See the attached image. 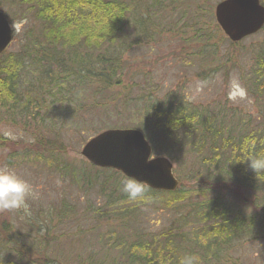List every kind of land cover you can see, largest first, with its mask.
Here are the masks:
<instances>
[{"label": "rangeland", "instance_id": "374dc122", "mask_svg": "<svg viewBox=\"0 0 264 264\" xmlns=\"http://www.w3.org/2000/svg\"><path fill=\"white\" fill-rule=\"evenodd\" d=\"M219 1L171 0L158 6L149 0L130 3L131 13L123 31L114 42L108 40L100 49L96 47L99 52L109 46L120 67V82L113 83L106 92L97 90L98 83L81 85L72 81L70 90L50 89L54 92L49 93L35 61L24 68L22 84L43 91L45 101L34 123L23 117L0 122V132L8 138L0 145V167H8L28 180L39 198L28 200L29 214L23 210L0 212L1 261L80 264L91 254L107 264L112 258L120 257L119 251L109 248L101 237L111 228L124 229L116 215L107 214L106 208V196L113 190L111 184L114 187L118 181L113 179L110 184L102 185L105 173L99 172L93 186L87 187L85 178L80 182L73 180L45 159L20 160L11 155L29 146L37 136L51 141L61 139L64 145L61 164L69 163L67 167H74L75 172L82 174L80 170L92 165L81 154L91 137L109 128H137L135 125L144 118L145 105L167 96L215 112L227 122L264 130V106L248 90L250 71L264 45V29L233 42L217 23L215 7ZM198 4L205 9L197 13L205 36H200L194 21ZM0 9L15 30L7 52L24 51L32 38L28 31L38 29L37 20L9 0H0ZM90 23V31H100L94 21ZM165 146L168 147L158 140L159 150L153 155L168 157L179 180L191 187L193 181L189 177L194 156L182 148L163 152ZM228 187L217 188L209 196L220 193L232 203L242 205L244 197L254 195L251 191L237 190L232 184ZM205 198L194 194L172 206L130 201L125 228L129 234L141 231L145 235L174 229L186 234L181 240L190 246L193 232L202 222L194 217L189 203ZM222 245L220 254L209 261L197 255L200 264H264L263 237L239 234L232 238V245ZM118 260L120 264L121 259Z\"/></svg>", "mask_w": 264, "mask_h": 264}, {"label": "trees", "instance_id": "16d2710c", "mask_svg": "<svg viewBox=\"0 0 264 264\" xmlns=\"http://www.w3.org/2000/svg\"><path fill=\"white\" fill-rule=\"evenodd\" d=\"M9 1L32 14L38 22V29L28 31L32 38L24 51L0 53V122L23 117L34 123L42 112L43 91L22 84L23 70L32 61L38 65L49 93L54 92L50 89H58V92L63 88L70 90L72 81L81 85L98 83L96 88L101 93L108 91L113 83L120 82V67L114 51L107 46L97 52L96 47L100 49L108 40L115 41L128 23L130 3L134 4L135 0ZM149 1L158 6L171 0ZM261 2L264 4V0ZM195 11L196 28L201 31L200 36H205L207 33H203L197 18L205 9L198 4ZM91 21L100 31L89 30ZM249 79L250 95L264 106V45L256 56ZM143 115L141 123L135 127L145 133L154 152L159 150L157 142L160 140L168 146L163 147V152L168 148H182L186 154L194 156L189 177L193 181L191 187L187 188L186 183L180 180L175 191L149 188L146 199L140 201L172 206L194 194L204 195L203 201L189 203L194 217L202 222L193 232L190 246L182 241L186 234L174 229L157 235H145L141 231L129 234L125 226L130 200L120 190L121 181L126 176L115 169L93 165L80 170L82 174L75 172L76 168L67 167L69 163L60 162L64 155L61 139L51 141L37 136L29 146L21 147L11 155L20 160L45 159L49 164H56L63 173L67 172L73 180L80 182L85 178L87 187L93 186L99 172L105 173L102 185L110 184L113 179L118 181L114 187L111 184L113 190L106 196V208L109 209L107 214L116 215L124 229L117 231L111 228L106 235H101L109 248L120 253V257L112 258L107 264H119L118 259H121L120 264H180L181 257L186 254H196L209 261L220 254L222 244L232 245L234 236L264 238V172L254 173L247 166L250 157L264 155V130L227 122L215 112L169 96L146 104ZM6 140L8 138L0 132V145ZM230 184L237 190L251 191L254 195L252 198L244 197L242 205L232 203L220 193L209 196L217 188L229 189ZM95 257L87 255L80 264H105ZM0 264L13 263L0 260Z\"/></svg>", "mask_w": 264, "mask_h": 264}, {"label": "water", "instance_id": "95a60500", "mask_svg": "<svg viewBox=\"0 0 264 264\" xmlns=\"http://www.w3.org/2000/svg\"><path fill=\"white\" fill-rule=\"evenodd\" d=\"M215 16L224 33L238 42L263 29L264 4L261 0H220ZM14 34L12 23L0 9V53L11 44ZM81 154L96 167L115 169L154 190L175 191L180 186L173 162L166 156H153L152 144L138 128L106 129L91 137Z\"/></svg>", "mask_w": 264, "mask_h": 264}, {"label": "clouds", "instance_id": "9594fccd", "mask_svg": "<svg viewBox=\"0 0 264 264\" xmlns=\"http://www.w3.org/2000/svg\"><path fill=\"white\" fill-rule=\"evenodd\" d=\"M247 166L254 173L264 172V155H256L247 160ZM121 191L130 201H144L149 191L148 185L135 177L126 176L121 181ZM39 193L28 180L8 167H0V212L23 210L29 214V199H38ZM180 264H200L194 254H186Z\"/></svg>", "mask_w": 264, "mask_h": 264}]
</instances>
